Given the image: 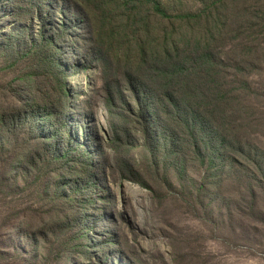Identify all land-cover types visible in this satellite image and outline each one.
<instances>
[{"label":"rangeland","instance_id":"1","mask_svg":"<svg viewBox=\"0 0 264 264\" xmlns=\"http://www.w3.org/2000/svg\"><path fill=\"white\" fill-rule=\"evenodd\" d=\"M164 3L202 15L158 27L214 53L238 151L154 142L118 58L151 7L121 6L111 46L62 0H0V264H264V0Z\"/></svg>","mask_w":264,"mask_h":264},{"label":"trees","instance_id":"2","mask_svg":"<svg viewBox=\"0 0 264 264\" xmlns=\"http://www.w3.org/2000/svg\"><path fill=\"white\" fill-rule=\"evenodd\" d=\"M62 2L70 12H76L81 23L86 21L89 39L96 38L105 44L106 40H109L111 46L117 40L118 30L121 28V15H118L121 6L127 9L134 7L135 18H138L142 7H151V18H154L153 43L148 47L150 41H146L139 30L135 33L134 60H130V54L134 51H122L118 58H127L123 60L129 63L126 82L134 94L140 114L148 120L149 132H152L154 123V142L158 143L161 132L177 138L175 133L179 127L190 131L195 137L199 134V149H209L216 158L224 156V152L230 156L233 152V156L235 155L239 147L232 143L226 125L228 118L225 106L228 91L215 80L218 72L216 67L214 68V53L206 51L201 38L196 39V47L192 50L180 48L170 30H161L158 27L159 24L174 18L181 21L201 19V14L173 17L167 12L164 0ZM146 20L143 17L141 23ZM147 34L149 35L148 32ZM148 63L151 64V74L145 73ZM207 79H212V82ZM114 99L110 96L109 102L113 103ZM171 121L176 127H172ZM229 149L231 153H228ZM233 159L232 157L231 160Z\"/></svg>","mask_w":264,"mask_h":264}]
</instances>
